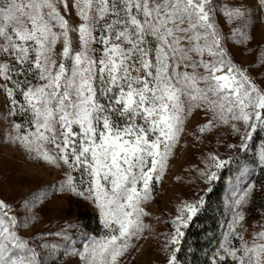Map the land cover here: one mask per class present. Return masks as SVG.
<instances>
[{"label": "snow or ice", "instance_id": "snow-or-ice-1", "mask_svg": "<svg viewBox=\"0 0 264 264\" xmlns=\"http://www.w3.org/2000/svg\"><path fill=\"white\" fill-rule=\"evenodd\" d=\"M256 6L264 11V0ZM217 11L213 0H0V89L9 98V115L24 117L12 125L9 139L29 159L66 168L57 190L90 200L110 233L91 239L82 251L67 232L55 233L65 242L61 256L121 264L128 241L143 231L141 204L150 182L160 179L194 109L211 114L201 132L217 121H242L241 150L258 129L264 132V88L248 69L226 59ZM225 14L247 18L240 7ZM259 159L264 162V150ZM210 160L215 170L206 173L208 182L229 163L216 155ZM9 211L0 201V264H46L17 234L22 225ZM183 211L187 218L173 221V245L198 207L187 204ZM258 226L251 240L240 234L239 247H225L219 261L264 264V223ZM178 250L167 264H177Z\"/></svg>", "mask_w": 264, "mask_h": 264}, {"label": "rangeland", "instance_id": "rangeland-1", "mask_svg": "<svg viewBox=\"0 0 264 264\" xmlns=\"http://www.w3.org/2000/svg\"><path fill=\"white\" fill-rule=\"evenodd\" d=\"M258 2L213 0L218 9L215 22L227 53L226 59L248 69L257 86L264 88V71H257L264 66V11L257 8ZM234 7L246 9L247 18L229 19L225 9ZM71 16L75 22V13ZM242 32L247 33V39L240 35ZM61 51L62 43L58 42L54 57L57 65ZM4 83L0 79V85ZM10 109L9 98L5 90L0 89V201L9 205V215L15 216L22 225L17 234L30 247L36 248L46 264H83L79 257L61 256L65 242L55 233L67 232L72 237V246L80 251L91 239H101L110 233L103 227L99 211L90 200L57 190L67 178L66 168L29 159L23 149L11 142L12 125L22 123L24 117L9 115ZM210 118L211 114L206 115L200 109H194L186 117L183 130L164 162L160 179L153 178L151 193L141 204L143 231L128 241L129 248L121 264H167L172 251L177 248L171 243L176 228L173 221L181 214L187 218L183 211L185 205H196L198 209L203 205L204 202L201 204L200 201H204L211 185L225 168L232 173L226 178L219 249L211 256L210 264L213 258L218 264H232L230 257L219 261L223 249L239 247L240 234L245 240H251L254 233L261 231L258 225L264 223V162L259 156L264 150V132L258 129L247 142L248 147L241 150V136L245 131L243 122L222 124L217 121L201 132L200 128ZM232 124H236L240 131H234ZM213 155L229 163L216 170V180L208 182L206 173L215 170L209 167ZM72 175L79 177V173ZM29 202L33 206L29 207ZM240 216L243 220L239 219ZM24 224L27 227H23ZM41 244L46 247L40 248ZM52 245L59 247L54 249Z\"/></svg>", "mask_w": 264, "mask_h": 264}, {"label": "trees", "instance_id": "trees-1", "mask_svg": "<svg viewBox=\"0 0 264 264\" xmlns=\"http://www.w3.org/2000/svg\"><path fill=\"white\" fill-rule=\"evenodd\" d=\"M16 98L21 99L19 95ZM231 173L229 168L222 171L207 192L203 205L188 222V227L184 228L185 235L180 238L177 245L179 249L176 251L177 264H210L211 256L218 252L221 237L220 223L224 218L223 199L227 189L226 178Z\"/></svg>", "mask_w": 264, "mask_h": 264}]
</instances>
